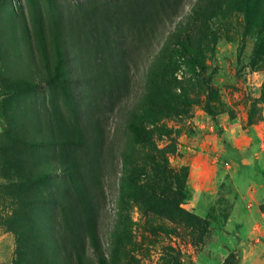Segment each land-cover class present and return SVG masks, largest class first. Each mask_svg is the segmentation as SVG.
<instances>
[{"label": "rangeland", "instance_id": "1", "mask_svg": "<svg viewBox=\"0 0 264 264\" xmlns=\"http://www.w3.org/2000/svg\"><path fill=\"white\" fill-rule=\"evenodd\" d=\"M88 1L0 0V264L264 263V0L207 5L194 23L204 76L183 65L154 82L129 22L99 49ZM114 60L128 81L122 100L89 112L104 131L93 157L75 144L78 119ZM148 111L143 146L130 127ZM21 150L44 180L18 193L7 164ZM144 152L166 167L154 192L122 193ZM90 160L99 187L87 191Z\"/></svg>", "mask_w": 264, "mask_h": 264}, {"label": "trees", "instance_id": "2", "mask_svg": "<svg viewBox=\"0 0 264 264\" xmlns=\"http://www.w3.org/2000/svg\"><path fill=\"white\" fill-rule=\"evenodd\" d=\"M88 2L89 4L84 10V18L93 22L94 34L97 36L95 41L100 50H106V47L111 48L115 43L114 35L123 29L125 22L131 24L140 40L147 41V57L153 59L148 72L149 82L156 81L159 76H161V80H166L168 77L176 75L183 65L188 68V72L193 77L204 76L206 68L196 54L197 27L195 28L194 23L195 21L199 22V19L207 12V5L213 4L215 0H197L191 5L190 12L184 19L178 22L176 20L185 9L187 0H89ZM163 30H167V35L160 39ZM102 58L106 59V52ZM123 66L125 67V65L119 64V60L108 62L104 69L107 67L109 69L101 74L102 78L98 86L92 92L87 90L84 94L92 108L88 109L87 115L78 119L81 141L75 144L79 150H84L87 154L91 153L93 157L97 155L95 147L98 136L104 131L102 133L96 115L89 112L94 108L106 105L103 104V102H107L102 97L104 95L108 96V102H113L112 105L118 101L117 97L119 100L123 99L122 82L128 81ZM56 79L52 78L44 83L45 86L50 89L59 87L64 90L62 83ZM65 80L68 79L65 77ZM107 81L110 83L109 87ZM36 85L40 87V84ZM88 96L89 98H87ZM146 114H150L149 111L148 113H138L136 121L130 127L131 132L143 146H149L152 143L150 134L143 128L144 118H147ZM92 128H95L96 133ZM19 142L25 152L27 149L32 150L35 147L34 144L20 138ZM23 155L22 151L20 158H14L12 163L7 164L18 172V177L13 184L18 193L36 189L43 184L44 180L43 176L33 177L29 160ZM90 165L88 169L91 177L86 173V179L82 181L83 187L87 191L99 187L92 175V172H95L93 160H90ZM165 169L166 167L157 161L156 155L144 152L139 162L129 167L127 172L122 175L124 178L121 192L125 194L139 189H146L145 192H154L156 177L158 174H162Z\"/></svg>", "mask_w": 264, "mask_h": 264}, {"label": "crops", "instance_id": "3", "mask_svg": "<svg viewBox=\"0 0 264 264\" xmlns=\"http://www.w3.org/2000/svg\"><path fill=\"white\" fill-rule=\"evenodd\" d=\"M256 264H264V263H261V262H260V263H256Z\"/></svg>", "mask_w": 264, "mask_h": 264}]
</instances>
